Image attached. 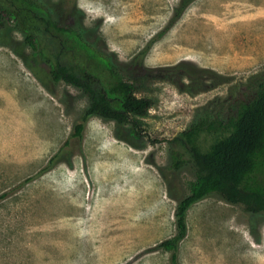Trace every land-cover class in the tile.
Returning <instances> with one entry per match:
<instances>
[{
	"label": "rangeland",
	"instance_id": "1",
	"mask_svg": "<svg viewBox=\"0 0 264 264\" xmlns=\"http://www.w3.org/2000/svg\"><path fill=\"white\" fill-rule=\"evenodd\" d=\"M181 1L77 0L121 62L148 48L138 96L155 106L139 139L100 117L77 136L87 96L55 83L22 32L0 29V264H171L149 249L176 234L195 179L189 165L171 168L172 139L206 113L226 117L264 81V0H193L169 27ZM38 39L59 52V38ZM187 220L182 264H264V213L210 195Z\"/></svg>",
	"mask_w": 264,
	"mask_h": 264
},
{
	"label": "trees",
	"instance_id": "2",
	"mask_svg": "<svg viewBox=\"0 0 264 264\" xmlns=\"http://www.w3.org/2000/svg\"><path fill=\"white\" fill-rule=\"evenodd\" d=\"M192 1H181L169 27ZM84 15L77 0H0V29L10 25V30L22 32L26 45L48 65L55 83L65 82L87 96L88 106L75 126L77 136H82L91 118L100 117L131 125V136L139 139L141 118L155 106L151 97L138 96V83L152 72L145 65L148 48L129 63L121 62L100 47L99 25L85 26ZM40 35L59 38V52L45 53ZM171 145V168L189 165L195 179L189 194L178 202L176 234L149 250L171 252V264H182L179 249L188 235V212L199 201L217 195L247 213H264V81L253 97L233 107L226 117L208 113L198 117Z\"/></svg>",
	"mask_w": 264,
	"mask_h": 264
}]
</instances>
